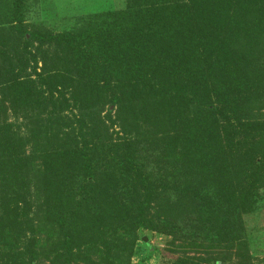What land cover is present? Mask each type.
Segmentation results:
<instances>
[{
	"label": "trees",
	"instance_id": "obj_1",
	"mask_svg": "<svg viewBox=\"0 0 264 264\" xmlns=\"http://www.w3.org/2000/svg\"><path fill=\"white\" fill-rule=\"evenodd\" d=\"M0 0V264H244L264 189V0H125L57 31Z\"/></svg>",
	"mask_w": 264,
	"mask_h": 264
},
{
	"label": "rangeland",
	"instance_id": "obj_2",
	"mask_svg": "<svg viewBox=\"0 0 264 264\" xmlns=\"http://www.w3.org/2000/svg\"><path fill=\"white\" fill-rule=\"evenodd\" d=\"M124 4L125 0H28L25 20L63 31L77 26V20L88 15L119 10ZM257 195L253 211L243 217L249 255L244 264H264V189ZM143 236L148 242H137L133 264H168L175 257L171 254L169 239L163 235L142 231L140 237Z\"/></svg>",
	"mask_w": 264,
	"mask_h": 264
},
{
	"label": "water",
	"instance_id": "obj_3",
	"mask_svg": "<svg viewBox=\"0 0 264 264\" xmlns=\"http://www.w3.org/2000/svg\"><path fill=\"white\" fill-rule=\"evenodd\" d=\"M142 242L147 243L148 242V239L146 237H143L142 238Z\"/></svg>",
	"mask_w": 264,
	"mask_h": 264
}]
</instances>
